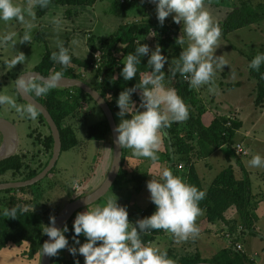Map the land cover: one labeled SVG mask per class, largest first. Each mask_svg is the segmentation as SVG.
I'll list each match as a JSON object with an SVG mask.
<instances>
[{"label": "clouds", "instance_id": "clouds-1", "mask_svg": "<svg viewBox=\"0 0 264 264\" xmlns=\"http://www.w3.org/2000/svg\"><path fill=\"white\" fill-rule=\"evenodd\" d=\"M150 2L156 6L157 19L161 26L169 16H172L176 24L183 25L184 36H180L176 41L183 51L179 59L172 62L174 67H169L168 72L172 77L179 73L195 90L212 85L217 70L224 69L227 63L222 56L216 55L220 48L222 32L206 10V0ZM51 3L52 0H27L26 5H19L15 0H0V21H16L23 27L22 34L10 31L0 35V48L10 46L16 49L17 44L31 43L35 27V9H47ZM49 23L57 35V51L52 52L51 59L67 68L72 63L73 56L78 54L76 49L80 42L74 39L72 47L69 48L59 39L65 27L61 15L52 16ZM185 44L186 48L183 47ZM162 51L159 45L152 51L149 45L138 43L134 53L124 58L121 75L125 81L137 77L142 59L149 56V53L151 55L147 65L151 68V74H143L140 82L122 91L117 100L120 109L117 115L121 122L115 128L117 135L114 143L121 149H131L133 155L138 158H147L153 162L160 158L158 153L162 148L164 130L170 128L173 123L187 121L190 116L187 104L177 91L165 87L163 70L169 61ZM26 59L24 53L19 52L6 61V64L13 69L18 64H25ZM262 65L264 53L257 54L249 67L259 71ZM63 80L64 74L60 71L40 82L25 74L17 78L16 86L18 90L34 93L39 97L57 88ZM138 89L141 90L139 108L132 99ZM209 91H214V88L209 87ZM94 93L92 96L98 101L99 93ZM5 105L14 109L22 118L26 115L35 121L39 115L37 108L32 104L18 105L14 97L0 95V106ZM129 115L131 118H127ZM248 166L264 168V157L255 155L248 162ZM147 188L156 211L135 223L129 220V211L126 206L118 203V198H109L104 206L89 207L86 212L78 213L73 225V240L76 245H80L78 248L69 247V239L65 235L69 232L67 225L63 229L58 228L56 217L51 216L50 226L43 228V233L49 240L42 245V256L57 257L61 250L67 248L74 257L82 255L85 258L84 264H174L166 251L161 252L158 247L150 243L145 244L141 236L154 230H164L177 241L195 240L200 234L197 219L203 214L199 205L206 193L175 175L171 169H164L159 180H150ZM89 199L87 198V201ZM26 211V208L13 207L4 210L2 215L17 218L18 213ZM81 234L87 238V242L82 245L77 238ZM75 264H80L79 259H76Z\"/></svg>", "mask_w": 264, "mask_h": 264}, {"label": "trees", "instance_id": "trees-1", "mask_svg": "<svg viewBox=\"0 0 264 264\" xmlns=\"http://www.w3.org/2000/svg\"><path fill=\"white\" fill-rule=\"evenodd\" d=\"M97 1L98 0H52L49 8H37V15L40 17L45 15L52 5L93 7ZM237 1V5L229 11L228 15L222 21L217 23L221 28L223 37H228L232 32L264 21L263 1ZM116 2L113 10L118 16H125L133 6L141 4L139 2L135 3L129 1L121 3V0H117ZM182 27V23L176 24L173 19L165 21L163 26L160 25L158 20L155 21L148 19L137 21L132 24H126L121 26V28L109 38L101 40L99 43L93 38L90 39L89 45L92 51L103 52L102 63L98 68L95 67L93 62L82 61L75 57H73L72 63L65 68L51 59L52 52L57 50L48 49L44 54L41 63L36 66L34 70L41 72L47 77L60 71L63 72L64 77L84 80L108 100L116 118V115L120 111L117 106L119 94L127 88H132L138 84L143 73L150 69L147 65V60L143 58L142 64L139 66L137 77L131 81H125L121 75L124 62L118 57V53L121 51L122 54H124V57L128 54L134 53L138 43L141 44V38L148 37L155 31L160 34V47L163 50L162 53L173 61L177 60L183 51L182 47L176 42L180 36H184ZM65 46L68 47V43ZM249 59L250 61L253 60L252 58ZM170 67H174V64L172 63ZM249 72L251 77L257 80L256 105L260 107L264 103V65L261 66L259 71L253 70L249 67ZM86 76L88 78H86ZM167 77L174 80V87L178 95H180L187 104L190 113L187 121L173 123L170 128L164 130L169 160H174L176 154L182 159H187L186 182L196 186L199 190L206 193L205 198L200 201L199 206L202 209V213H205L208 221L215 222L217 220H222L226 222L228 225H231V233L237 232L239 226H243L244 228L246 227L249 229L252 235H257V232L252 229L254 227V225H252L254 220L252 215V184L250 178L246 177L243 180H238L235 176L233 167L229 166L221 171L206 189L204 187L203 179L200 177L191 156V154L193 155L195 153L197 145H200L201 149H203L202 152L205 151L204 147L206 146L208 149L214 150L225 143L229 144V146L233 145L236 138L237 128H239L238 125H240L239 121L226 116L218 118L214 117L212 122L209 125H206L202 120V114L204 111H207L205 104H201L200 108L196 107L199 111L197 116L189 105L190 103H192V105L197 104V101H194L195 97H197L196 90L193 89L189 82L179 73H177L175 77H172L171 73L167 71ZM35 80L37 82L41 81L39 79ZM138 91L139 89L133 94L132 99L133 101L138 100L141 102ZM31 94L48 108L57 122L60 128L59 131L61 132L63 152L79 146L80 139L78 138L77 131H75V128L72 125H66L65 121L69 116L75 115L81 110L82 102L85 101L86 98L94 101L93 97L77 86L69 88L57 87L46 95L39 97L34 93ZM109 96H111L110 100ZM39 118L41 121L47 123L46 119L40 112ZM127 118H131V116L129 115ZM229 122H231V125L226 126ZM110 129L108 120L104 119L96 124L90 125L88 129H86L87 137L90 140H107L109 137H112ZM183 130L186 131V135H180ZM195 137L198 139L195 140ZM36 138L44 144L47 150L51 151L54 148L53 135L44 137L42 133H39ZM26 160L27 156L25 154L17 152L15 155L0 161V176L8 172H13L14 176L18 173L25 175V169L30 168L29 165H27ZM47 165L48 164L45 166ZM55 168L51 173H53ZM41 171L31 170L30 173H26L27 175L23 176L24 180L35 177ZM125 173L126 172L122 166L112 189L120 184L125 177ZM133 178L138 179L136 176H133ZM40 182L19 189L11 188L0 191V194L11 192L31 194L30 199L23 196L16 197V194L15 196L0 199L1 248L7 247L10 243L22 245L25 241H28L31 243L28 253L30 257H34L36 253H42V245L44 244L43 239L46 238L47 235L43 233L44 226L42 216L32 209L34 202L38 200V197H41V195L35 196L33 187ZM32 196H34V200H32ZM83 196H85V194L79 195L76 199ZM232 206L237 208L240 222L238 219L232 221L227 220L225 213ZM13 207L26 208L27 211L18 213L17 218H8L2 215L4 210ZM81 210L76 212L72 219L67 223L69 232L65 235L69 239V247L75 246L78 248L80 246L76 245L73 240V237L75 236L73 225L77 214L80 213ZM155 211L156 206L154 203H151L145 212L141 214L140 219L151 216ZM77 238L80 240L81 245L87 242V238L84 237L83 234ZM141 238L145 244H148V242L153 241L154 235H148L145 233L142 234ZM168 258L173 260L174 264H197L201 262H213L217 264H248L249 262V257L246 253H243L238 250L237 247L233 248L232 246L221 250L211 259H204L200 254L195 256H183L178 259L168 254ZM76 259H79L80 264H84L85 258L82 255L78 254L74 257L66 248L61 250L57 257H52V264H75Z\"/></svg>", "mask_w": 264, "mask_h": 264}, {"label": "crops", "instance_id": "crops-1", "mask_svg": "<svg viewBox=\"0 0 264 264\" xmlns=\"http://www.w3.org/2000/svg\"><path fill=\"white\" fill-rule=\"evenodd\" d=\"M17 4L21 3H27V0H15ZM210 4L219 5L222 7L221 4H218L214 2L213 0H209ZM225 2V1H223ZM218 6V7H219ZM231 8L226 10V15L222 14V18H218V20H214L215 23H218L222 21L229 13ZM76 11L77 18L75 20H72V18L67 17L66 13L67 11ZM115 14L114 10H112ZM130 11V10H129ZM125 16H118V18L122 19L121 21H113L110 17L109 22L104 23L101 17V14L96 8V5L93 7L89 6H76V7H70V6H62V5H52L49 9V11L43 15L38 16L37 15V8L35 9L36 12V18L33 21L34 25L38 28V37L41 39L47 41L50 43V47L52 50H57L55 43L57 39V35L52 30V26L49 23V19L52 16H55L57 14L61 15L64 20V31L60 33L59 39L63 40L65 45L68 43V47H72V41L78 40L80 42L79 47L76 49L77 55H74L73 57L80 59L82 61L86 62H93L95 53L92 51L89 41L91 38H93L97 43L101 40H105L109 38L112 34L116 33L118 29L121 28V26L126 24H132V21L124 22L125 19H129V12ZM148 12V11H147ZM116 15V14H115ZM225 15V16H224ZM117 16V15H116ZM124 17V18H123ZM152 17V15L150 16ZM149 18V16H147ZM145 17V19H147ZM136 20H133L135 22L141 21V18H135ZM172 16H169L166 21L172 20ZM80 21V22H79ZM134 23V22H133ZM21 29L20 34L23 32V27H21L20 24H18ZM242 30V29H241ZM241 30H237L235 32H232L228 35V37L221 36L220 39V48L217 50L216 55L222 56L220 54H223L222 58L226 61L227 60V54L225 55V50L230 51L232 54H241V52L248 58V64L247 67L242 69H234L229 68L226 65L224 69H218V75H217V82L220 84V88L214 89V91L206 90L204 92V95L201 93V89H199L200 97L205 104L207 111L205 114L207 119H209L208 123H205L206 125H209L213 118L219 117L221 112L227 113L229 109H239L240 110V129L237 130L236 138H235V144L237 143H243L245 140H255L258 142H261L264 140V104L261 107H258L255 105L254 97L255 96V89L257 86V80L249 74V65L251 63L249 58H252V56L243 50L241 48V44H237L235 41L237 38L238 32ZM234 35L235 38H234ZM233 38V39H232ZM184 48H186V45H184ZM254 59V58H252ZM42 61V60H41ZM148 62V59H147ZM227 63V62H226ZM39 65V64H38ZM36 65V66H38ZM35 66V67H36ZM35 67L31 70L35 69ZM151 72H147V74H150ZM233 73L235 74V77L238 74L244 75L238 77L236 80H232ZM5 75V74H4ZM4 75L2 77H4ZM238 76V75H237ZM245 77V78H244ZM241 78V81H240ZM245 80H248L245 81ZM216 81V80H214ZM164 84L166 88H174V81L169 79L168 77L165 78ZM239 84V86H236L237 89L244 87L246 84L251 85V93L249 98V103H251V106L249 108L246 106H243L240 104L239 100L237 98H234L232 100V104L230 105L226 103L228 95V91L230 89H234L236 87H233L232 85ZM216 82L211 86L212 88L215 87ZM218 86V85H217ZM176 90V89H175ZM209 93L205 95V93ZM140 93V90L138 91ZM208 96V97H207ZM227 97V98H226ZM210 100V102H209ZM136 103L137 108L140 106V101L136 100L134 101ZM98 105V104H97ZM95 104L92 103H86L83 104L82 110H85V113L83 115L85 116V120L87 121V116L90 113L99 112L97 111V108ZM99 106V105H98ZM234 110V109H233ZM135 111V109H134ZM140 111H143V109H140ZM103 112V111H102ZM219 115V116H218ZM103 116V117H102ZM227 116V115H226ZM98 120L97 122H100L104 119H106L105 114L102 113L97 116ZM119 124V122L117 121ZM87 125V124H86ZM90 125L88 124L86 127L88 129ZM87 136V135H86ZM163 138V144L159 155V160L156 162L151 161L150 159L143 158V157H136L133 155L131 149L124 148V160H123V169L126 172L125 177L120 182L118 186L115 188H111L105 195V197H102L100 200L95 202L94 204L90 205L89 207H96V206H104L106 201L109 198H118V203L121 206H126L129 211V220L133 223L138 221L140 219V216L145 210L150 206L151 199H150V192L147 188V184L150 180L160 179V175L164 169H171L173 172L175 171V175L182 178L184 181H187V177L182 175V171H179L180 169L183 170V168H179L178 165L180 163L178 162V159L180 158L179 155H175L174 160H169V155L167 154V146L165 142L164 133H162ZM239 139V140H237ZM260 140V141H259ZM21 141V139H20ZM89 141L94 142V155L96 157H102L104 160L103 165L100 169V172L97 174H84L82 175L81 180H76L78 183L83 184V187L85 189V192L82 194L88 195L98 188H100L103 183L106 181L107 177L109 176L113 163H114V142L113 137H109L107 140H86L83 142V149H88L90 147ZM199 150V151H198ZM205 151H201L200 149H195V153L193 154V161L194 165L196 166V169L200 175V177L203 179L204 187L207 189L210 186V181H207L204 175L199 172L198 167L200 163L205 164L206 162V169L212 168L213 160L211 163H209L210 159H213L216 157V154L221 151V149H208L207 146L204 147ZM223 150V149H222ZM87 157V156H85ZM226 158V167H222L223 171L225 168L232 166L235 171V176L238 180H243L246 177L250 178L251 184H252V199H255V202H253V209H252V215L253 220L255 222V226H257V235H252L253 240L251 242L246 243L250 244V249L252 253H248L249 262L248 264H264L261 261L258 260L259 252L256 250L255 244L257 243V239L262 234L264 235V226L260 225L261 220L264 219V186L257 188L255 191L253 188V179L252 174L254 175V171L251 167L248 166L249 161H244L242 157H237L235 154L230 155V153L225 154ZM247 158V157H246ZM252 169V170H251ZM256 178L260 179L261 186L264 185V168H260L256 170ZM151 174L152 176H150ZM133 176H136L138 179L133 178ZM95 177V180H94ZM255 178V176H254ZM215 177L213 178V180ZM212 180V181H213ZM75 181V182H76ZM65 183V182H64ZM77 183V186H78ZM212 183V182H211ZM80 184L78 187H80ZM66 185V184H65ZM62 188V187H61ZM66 188V187H64ZM62 188V189H64ZM75 188V186H74ZM81 188V187H80ZM65 190V189H64ZM70 193L67 194L69 196ZM115 195L117 197H115ZM89 207H86L81 210V212H86ZM80 212V213H81ZM225 216L227 220H235L239 218V214L237 211V208L235 206H232L227 210L225 213ZM197 225L200 228V234L195 239H189L188 241H177L171 234L165 232L164 230H158V231H152L154 235V239L151 242H148V244H152L156 247H158L161 252L166 251L167 254H170L174 258H180L183 256H195L197 254H200L202 258L204 259H211L214 255H216L221 250L228 248L231 246L232 241H230L231 235H234L237 237L238 233H240V229L244 228L243 226H239V229L235 233H231L229 226L226 222L222 220H217L215 222H210L207 220L205 216H199L197 219ZM264 238V237H263ZM241 244V243H238ZM242 245V244H241ZM243 246V245H242ZM31 247L30 242L23 243L22 245H16L14 243H10L7 247L1 248L0 247V264H41L42 262V253H36L34 257H30L28 255L29 250ZM264 254V253H263Z\"/></svg>", "mask_w": 264, "mask_h": 264}, {"label": "rangeland", "instance_id": "rangeland-1", "mask_svg": "<svg viewBox=\"0 0 264 264\" xmlns=\"http://www.w3.org/2000/svg\"><path fill=\"white\" fill-rule=\"evenodd\" d=\"M116 1L117 0H98L97 3L95 4L97 10L101 14V17H102V20L104 23L109 22V19H108L109 17L113 21H116V22L122 21L123 22V20L118 18V15L116 16L112 11L115 4L117 3ZM213 1L222 5V7H221L219 5L210 4V1L206 0V10L209 11V13L211 14V16L213 17L214 20H218V18H222V16H223L222 14L226 15L227 9H229V8L233 9L238 3L237 0H213ZM223 1H225V2H223ZM260 1L264 2V0H260ZM20 5H26V3H21ZM147 11H149L148 7L142 3L140 5L133 6L129 11L130 12L129 13L130 20L125 19L124 22H128V21L131 22L132 21V23L133 22L135 23V21H133V20H136L135 18H138V19L141 18L142 20H144L145 17L147 18V16H149V18H147L148 20H155V21L158 20L157 14L150 13ZM66 15H67V17L72 18V20H75L77 18L75 10L67 11ZM151 15H152V17H150ZM18 24L19 23L16 21H10L7 23L0 21V35H3V34L10 32V31H16L17 33L21 32V29L20 28L18 29V27H19ZM239 30H241V29H239ZM37 32H38V28L35 25L33 33H32V42L31 43L25 42L24 44H17L16 49L11 48L10 46L7 48H0V95H9V96L14 97L16 99V102L18 105H28L27 104L28 102L27 101L25 102V100L23 98H21L22 96L17 93L18 92L17 86H16L17 78L20 77L22 74H24L26 72V70H31L36 65L40 64L44 54L46 53V51L48 49H52L50 47L51 45L49 42L38 37ZM235 36L236 35H234V38H235ZM160 40H161L160 34L158 32L154 31V33L152 35H150L148 37H142L141 38V44L149 45L150 49L152 51H154L156 49L157 45L160 46ZM232 41H235L239 45L241 44L240 45L241 48L243 50H245L246 52H248L252 56V58H254L257 54L264 53V21L257 23V24H254V25H251L249 27L243 28L240 32H238L236 40H232ZM185 45L187 47V44H185ZM19 52H23L24 55L27 57L26 63L25 64H18L13 69L9 68L6 64V61L10 60L15 55H18ZM224 54L225 55L227 54L226 62H227L228 69L231 67L234 69H236V68L242 69L244 67L245 68L247 67V64H248L247 55L248 54H246V56L242 52H241V54H232V53H230V51H227V50H225ZM150 55H151V53H149V56H146L144 58L147 60L150 58ZM220 55L223 56V54H220ZM118 57L124 62L125 57L121 51L118 53ZM167 59L169 62H168V64L165 65V68L163 70L165 72V78L167 77L168 68L170 67V65L172 64V61H173L168 57H167ZM147 72H151V68L148 71L144 72L143 74H147ZM249 74H250V72H249ZM3 75H4V77H2ZM217 75H218V72H216V76L214 78V80H216V81H214V82H216V84L218 86L215 85L214 89H217V88L221 89L222 87H220V84L217 82L218 81ZM237 75L234 78L232 77V80H236L238 77L244 76L245 74L240 75L237 73ZM86 78H88V77L86 76ZM172 81H174V80H172ZM240 81H241V78H240ZM245 81L248 82V80H245ZM212 85L202 86L200 88L202 90L201 91L202 95H204V92L206 90H208L209 87H211ZM232 86L236 87V86H239V84H234ZM256 88H257V86H256ZM236 89H237V87L234 89H230L228 91L227 97H231V98L226 97L227 98V99H225L226 103H228L230 105V103L232 104V100L234 98H237V100H239L241 105L246 106V108L247 107L249 108V106H251V103H252V102L249 103V101H250L249 98H250V93H251V85L246 84L244 87L238 88L239 90H236ZM254 92H255V96H257L256 89ZM208 93H209V91H207V93H205V95H207ZM196 95H197V97H195L194 101L195 102L197 101L196 102L197 104L192 105V103H190L189 105H190L191 109L194 111L195 115L197 116L199 114V111L197 108H200L201 104L203 105V102L201 100L200 93L198 90H196ZM209 102H210V100H209ZM254 102L256 103V97H254ZM86 103H92V104L97 105L96 102L90 100L89 98H86L85 101L82 102V106H83V104H86ZM96 108H97V111H99V112L90 113L86 118L87 121L85 120L86 115H83L85 113V110H82V108L79 112H77V114L71 115L66 119L65 124L66 125H68V124L72 125L75 128V131H77L78 138L80 139V145L69 150V151L62 152V155H61L53 173H50L39 184H37L35 187H33V192H34L35 196L41 195V197H38V200L34 202L32 209L34 211H36L37 214L42 216V218H43L42 221H43L44 227L50 226V217L51 216H55L57 219L60 212H62L66 208V206H68L71 202L77 200L76 198L79 195H83L82 193L85 192V189L83 187L84 183L81 182V184H80L76 181V180L82 179L83 173L87 174V175L95 173L98 175V173L100 172V169L103 165L104 160L102 159V157L100 159V157H96L94 155V142L89 141V143L91 144L90 147L88 149H86V148L83 149V142L88 140V137L86 136L87 135V130H86L87 127L86 126L88 124L89 125L96 124L97 120H98L97 116L99 114L101 115L102 113H104V112H102V109L98 105L96 106ZM233 109H229L227 113H224L225 114L224 116L227 115L226 117H228V116L232 115L233 117H235L236 120L242 122L240 120V110L235 109V108H233ZM205 114H206V111H204V113L202 114V120H203V122L208 123L209 119H207V117H210V115L205 117ZM219 115H218L219 117H223L222 112ZM0 117L7 118V119L13 121L17 125L18 132L20 134V139H21L18 152H20L21 154H25L27 156V160H26L27 162L26 163L30 167L29 169H25V171H26L25 175L30 173L31 170H37V171L42 170L43 171L44 168H46L45 165L48 164V162L52 158L54 148L51 151L47 150L45 148L44 144L41 141H39L36 138V136L39 133H42L44 135V137L49 136V135H53V132L51 131L52 130L51 127L49 125H47V123L41 121L39 118V115L37 117V120H35V121L29 119L26 115H25V117L22 118L20 116V114H18L14 109H11L10 106H7V105L0 106ZM116 118H117V121L120 123L121 118L118 115H116ZM239 129H240V126H239V128H237V130H239ZM237 132L238 131H236V133ZM180 135H186V131L183 130L180 133ZM197 139L198 138L195 137V140H197ZM237 140H239V139H237ZM4 142H5V134L2 133V131H0V147L3 145ZM243 145H244L245 149L248 151V155L242 157V158H244L243 159L244 161H250L255 155H258V154L261 155L262 157H264V140H262L261 142H258L255 140H247L246 139ZM228 146H229V144H228ZM234 146H235V142L233 143V145H230L228 148L227 147H221V146L219 148H217V149H221V151H219L216 154L215 158L210 159L209 163H211L213 160L212 168L206 169L205 168L206 162H205V164H204V162L199 164V167H198L199 172L202 173V175H204L205 177H207L206 178L207 181L211 180L210 184H211L213 178L216 177L221 172L222 167L223 166L226 167L225 166V164H226V158H225L226 152L230 153V155L235 154L237 157H239L236 154V150H235ZM196 149H200V145L199 146L197 145ZM202 150L203 149H201V151ZM85 156H87V157H85ZM191 156L193 158L192 154H191ZM178 162L183 166V170L180 169L179 171H182V175L186 176L187 175V169H186L187 159H184V158L182 159L180 157L178 159ZM251 168L255 172L254 175L252 174L251 177L254 181V183H253L254 188L253 189L256 191L257 188L263 187L264 185L261 186V183H259L261 180L256 178V174H257L256 170L260 169V168H253V167H251ZM25 175L18 173V174H15V176H14L13 172H8V173L0 176V182L24 180L23 176H25ZM254 176H255V178H254ZM94 180H95V177H94ZM77 183H78V186L80 184L81 188L77 186ZM74 186H75V188H74ZM61 187L62 188L66 187V188H64L65 189L64 190ZM68 193H70L69 196H67ZM15 194H16V197L17 196L18 197L23 196L27 199L31 198V194H23L21 192H18V193L11 192V193H1L0 199L10 197V196H15ZM33 197L34 196H32V200H34ZM103 197H105V196H103ZM253 202H255L254 198L252 199V205L254 204ZM202 216L206 217L205 213H203ZM238 220H239V218H238ZM261 221L262 222H260V225L264 226V219ZM239 222H240V220H239ZM252 225H254V227L252 229L259 234V232L257 231L258 225L255 226V222L252 223ZM228 226L230 229L231 225H228ZM239 232L240 233H238L237 237H235L234 235H231V237L229 238L230 241H232L231 246L233 248H236L238 243H241L243 245V249L240 250L241 252L246 253V255L248 253H252L251 249H250V244H246V243L251 242V240H253V237H252L250 230L245 227V228H241ZM47 237L43 239L44 243L46 242ZM263 237H264V235L262 234V237H261V233H260V236L256 240L257 243L255 244L256 250L259 252V255L257 257L258 258L257 261L258 262L261 261L262 263L264 262V254H263L264 253V238ZM26 242L27 241H25L24 244Z\"/></svg>", "mask_w": 264, "mask_h": 264}, {"label": "water", "instance_id": "water-1", "mask_svg": "<svg viewBox=\"0 0 264 264\" xmlns=\"http://www.w3.org/2000/svg\"><path fill=\"white\" fill-rule=\"evenodd\" d=\"M25 74H28L31 76L32 79H39V80H44L47 79V76H44L41 72L32 70V71H27L21 76H24ZM20 76V77H21ZM72 86H77L86 91L88 94L95 95L94 92L99 93V97H97L98 101L95 100L93 97L94 101L99 105V107L102 109V111L105 114L106 120H108V123L110 125V130L112 132V137H113V142L115 141L117 133L115 132V128L118 126L117 120L115 118L113 109L111 105L109 104L108 100L96 89H94L91 85L86 83L84 80L79 79V78H67L64 77V80L62 81V84L59 85L58 87L62 88H69ZM18 90V89H17ZM18 93L22 96V98L27 101L29 104H32L37 108V110L44 116L46 119L48 125L51 127V131L53 132L54 136V151L52 158L50 159L48 165L46 168L36 175L35 177L27 180H20V181H10V182H3L0 183V191L6 190V189H11V188H23L27 186H32L35 185L36 183L42 181L45 179L51 171L56 167L62 152H63V143H62V138H61V132L59 131V126L57 122L55 121L53 115L51 112L48 110V108L41 103L39 100H37L31 93H26L21 90H18ZM100 101H103L100 103ZM0 131L5 134V142L3 145H5L6 140H7V134L6 131L11 133L12 139H13V144L12 146L6 150L3 153H0V161H3L13 155H15L18 152L19 145H20V134L18 132L17 125L4 117H0ZM3 145L0 147V149L3 147ZM123 156H124V149H121L118 144L114 143V163L112 170L107 177L106 181L103 183V185L95 190L94 192L83 196L81 198H78L77 200L71 202L66 208L60 212L56 219V226L60 229H63L65 225L72 219V217L76 214L81 209H84L98 200H100L103 196L106 195V193L113 187L115 184L119 173L122 169L123 166ZM87 198H90L87 201ZM92 202V203H91ZM91 203V204H89ZM49 240V237H47L46 241ZM41 264H52V257L49 258L47 256H42V262ZM197 264H217L213 262H201Z\"/></svg>", "mask_w": 264, "mask_h": 264}, {"label": "built area", "instance_id": "built-area-1", "mask_svg": "<svg viewBox=\"0 0 264 264\" xmlns=\"http://www.w3.org/2000/svg\"><path fill=\"white\" fill-rule=\"evenodd\" d=\"M127 1L129 2H139V3H142L144 5H146L149 9L148 12L150 13H156V6L154 4H152L150 2V0H121V3H126ZM102 57H103V52L102 51H98L95 53V57H94V61H93V64H95V67L98 68L101 63H102ZM229 118L235 120V117H233L232 115L228 116ZM231 125V122H229L226 126H230ZM221 147H229L227 143L225 144H222ZM235 150H236V154L239 156V157H244V156H247L248 155V151L245 149L243 143H237L235 144ZM179 168H183V166L180 164L179 165ZM148 235H153V232H149V233H146ZM237 248L239 250H242L243 249V246L241 244H238L237 245Z\"/></svg>", "mask_w": 264, "mask_h": 264}, {"label": "bare ground", "instance_id": "bare-ground-1", "mask_svg": "<svg viewBox=\"0 0 264 264\" xmlns=\"http://www.w3.org/2000/svg\"><path fill=\"white\" fill-rule=\"evenodd\" d=\"M6 134H7V140H6L5 145H3V147L0 149V153H3L6 150H8L12 146V144H13V139H12L11 133H9L8 131H6Z\"/></svg>", "mask_w": 264, "mask_h": 264}]
</instances>
